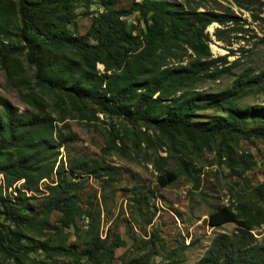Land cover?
<instances>
[{
    "label": "trees",
    "instance_id": "1",
    "mask_svg": "<svg viewBox=\"0 0 264 264\" xmlns=\"http://www.w3.org/2000/svg\"><path fill=\"white\" fill-rule=\"evenodd\" d=\"M119 1L0 0V64L27 106L20 112L0 98V176L8 191V196L0 194V264H57L58 258L114 264L116 249L125 245L118 235H101L98 208L81 206L85 178L99 182L103 196L105 187L119 180V171L98 159L70 155L78 136L69 120L88 119L98 111L158 133L176 164V171L159 176L161 186L191 174L189 161L172 154L180 142L216 151L236 176L252 168L251 159L235 157L234 146L241 140L264 141V104L242 103L249 95H264V69H244L222 92L197 89L233 75L238 63L213 56L207 28L226 26L234 17L198 11L188 3L129 0L125 7ZM93 15L84 35L69 30L76 19ZM183 51L190 52L187 62ZM21 62L32 71L30 79L24 70L21 75ZM248 121L257 126L246 128ZM41 185L44 192L37 197ZM254 190L255 203L210 214L212 227L233 223L237 229L216 235L196 264H264V245L252 233L264 224V185ZM146 199L135 195L134 208L143 212ZM54 213L60 216L53 222ZM84 215L86 225L78 228L77 219ZM71 227L83 243L79 252L67 246ZM158 238L152 233L144 242L147 251L128 264H149L164 250Z\"/></svg>",
    "mask_w": 264,
    "mask_h": 264
},
{
    "label": "rangeland",
    "instance_id": "2",
    "mask_svg": "<svg viewBox=\"0 0 264 264\" xmlns=\"http://www.w3.org/2000/svg\"><path fill=\"white\" fill-rule=\"evenodd\" d=\"M180 3L198 11H213L231 15L233 20L226 26L213 23L207 28L210 36L209 47L214 57L227 56L231 64H238L233 75H223L218 80L207 81L197 86L198 90L218 93L226 90L244 69L254 67L256 71L264 69V0H165ZM120 5L130 6L129 0H120ZM98 6H91L97 11ZM82 8L78 10L79 13ZM93 16L79 18L72 22L69 30L84 35L91 27ZM135 21L136 16L129 17ZM144 26L141 25V28ZM220 31V32H219ZM0 38V43H2ZM184 62L190 60V52L183 51ZM171 63L176 64L175 61ZM185 64V63H184ZM103 73L104 66L97 65ZM22 71L30 79L32 71L21 62ZM20 75V76H21ZM18 78V77H17ZM0 98H5L23 112L27 106L21 101L18 89L9 84L0 64ZM244 105L264 104V95L247 96ZM94 109V108H93ZM207 115H212L208 112ZM200 116L198 120H203ZM71 129L78 140L69 146L71 156L85 155L116 167L119 171L117 181L102 191L100 183L85 178L81 206L87 209L89 204L100 211V233L111 239L116 235L125 241V245L116 249L114 264H128L129 260L143 255L144 242L156 233L164 250L151 258L149 264H196L209 249L213 238L220 233H232L237 229L233 223L219 228L210 225V214L218 208H236L243 202H256L258 195L254 190L264 185V141L259 139L241 140L234 146L235 157L253 162L252 168L236 176L226 164L216 156V151L190 146L180 142L174 156H183L189 161L190 175H178V178L161 186L159 176L166 171H176V164L169 156L166 141H158L159 134L139 125H131L120 116L103 114L69 120ZM257 124L248 121L246 128ZM188 145V146H187ZM63 159L67 154L61 151ZM236 169V168H235ZM238 171V170H235ZM44 185L35 191L39 197ZM8 196L3 190V178L0 176V194ZM146 196L143 212L134 208L132 199ZM104 197V198H103ZM37 205V201L32 202ZM262 208V204L259 203ZM264 210V209H263ZM60 215L54 213V222ZM151 220L150 224H147ZM1 221V220H0ZM87 218L81 216L76 226L84 228ZM67 246L79 252L83 248L81 239L75 235V228L66 230ZM257 243L264 245V224L252 230ZM169 254L172 260H169ZM43 259V258H42ZM57 264H73L66 258H58Z\"/></svg>",
    "mask_w": 264,
    "mask_h": 264
}]
</instances>
